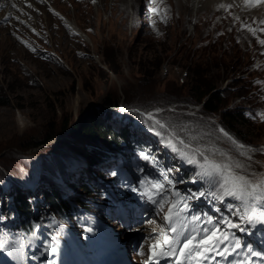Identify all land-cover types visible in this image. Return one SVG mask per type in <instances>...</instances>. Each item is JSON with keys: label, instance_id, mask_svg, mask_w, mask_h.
I'll use <instances>...</instances> for the list:
<instances>
[{"label": "rangeland", "instance_id": "374dc122", "mask_svg": "<svg viewBox=\"0 0 264 264\" xmlns=\"http://www.w3.org/2000/svg\"><path fill=\"white\" fill-rule=\"evenodd\" d=\"M29 5L17 16L11 13L12 19L0 16V96L7 100L0 104V177L11 188L24 185V192L31 195L27 200L35 206L30 210L35 220L43 218L42 214L51 217L40 193L49 188H60L68 204L77 199L91 201L88 206L97 219H108L111 205L117 204L107 197L105 185H111L119 198L125 197L112 175L113 159H99L87 170L81 158L73 160L69 151L74 148L83 152L96 145L103 147V153L116 151L107 148L116 146L98 138L89 140L74 130L102 111L105 98L117 104L113 119L106 118L107 122L114 127L122 124L124 114L120 111L139 117V122L133 123V133L148 145L146 149L152 151L162 170H173L168 175L176 181L194 184L191 178L196 170L195 165L183 162L165 146L171 140L183 148L176 137L232 168L241 165V171L254 182L264 181V44L259 43L264 40V2L42 0V4ZM153 8L158 12L151 11ZM77 27L85 38L76 33ZM193 71L217 79L216 88L226 107L240 110L245 121L234 126L243 137L241 141L223 129L220 110L207 113L193 101L189 85ZM146 113H152L164 127H153ZM49 129L57 132L45 143L25 147ZM46 161L50 168L40 170ZM124 167L130 168L127 162ZM179 169L186 178L180 177ZM66 172L64 182L62 175ZM45 173L50 175L48 181H39ZM80 182L96 186L88 198L77 189ZM183 183H177L182 193ZM198 183L199 190L194 193L209 190L207 182ZM7 185H0V218L9 220L15 207ZM203 199L190 202L189 211L199 214L202 209L208 210L209 201L219 204L225 215V205L237 203L231 197L223 203L210 198L201 202ZM212 214L216 216L217 212ZM82 223L89 222H79L72 232L60 233L85 256L89 244ZM113 223L116 231L118 222ZM13 225L9 229L0 226V230L19 237L18 225ZM99 225L104 226V221L95 226ZM36 234V241L30 244L34 257L40 254V242L50 236L46 228L37 229ZM237 236L241 242L246 241ZM16 259L20 264L21 254ZM31 260L37 264L33 257Z\"/></svg>", "mask_w": 264, "mask_h": 264}, {"label": "snow or ice", "instance_id": "6c2138e0", "mask_svg": "<svg viewBox=\"0 0 264 264\" xmlns=\"http://www.w3.org/2000/svg\"><path fill=\"white\" fill-rule=\"evenodd\" d=\"M154 2V0H153ZM264 0H244L245 4H259ZM31 5H29L30 7ZM15 7V5H13ZM223 7V5H221ZM230 7V6H229ZM158 12L156 8L151 9ZM235 19H239L236 17ZM264 23V21H261ZM246 25H242V28ZM255 35V30L248 28ZM264 31V29H261ZM259 43L264 44V40ZM153 120V127L159 125L164 127L158 120H155L152 113L145 114ZM223 131V130H221ZM157 135H162L157 132ZM225 135H227L225 133ZM163 139V137H162ZM176 141L183 148L175 146L171 140L165 142V146L171 148L179 155V158L189 164L195 165V173L191 178L194 182L205 181L209 184L208 191L181 194L174 190V182L166 172H162L165 183L158 180L141 179L139 183H148L153 186L156 192L155 198L146 192H141V199L150 202L157 215H162V220L167 225V230L161 227L157 235V228H151L148 239L153 243L148 246L149 255L143 264H159L158 258L168 257L170 264H184L185 260L196 259L197 264H217V258H228L236 255L238 258L232 260L230 264H264V252L254 249L252 245H243L236 235L239 233L253 234V230L258 226H264V181L254 182L250 176L241 171L242 166L237 164L235 168L224 162L216 161L199 148L187 145L181 138L176 137ZM150 154L142 153L145 161L149 160ZM199 157V158H195ZM156 166V161H151ZM173 171L172 169L166 170ZM112 175H116L115 172ZM184 181H176L183 183ZM133 192L137 188H132ZM169 195L171 200H169ZM208 196L212 201L224 202L226 197H231L237 203H227L225 207L228 212L225 215L214 217L207 213L199 215L190 213L192 201ZM167 204V211L164 205ZM219 212V208H214ZM179 223V228L177 227ZM147 224L152 225L154 220L148 219ZM209 225L212 227L209 228ZM130 231L133 229L129 228ZM91 231V229H88ZM166 233H171L168 235ZM181 237H184L181 240ZM179 245V247H177ZM144 244L138 246V254L143 255ZM55 248L51 251L55 252ZM245 253V255H241ZM195 254V256H193Z\"/></svg>", "mask_w": 264, "mask_h": 264}, {"label": "trees", "instance_id": "16d2710c", "mask_svg": "<svg viewBox=\"0 0 264 264\" xmlns=\"http://www.w3.org/2000/svg\"><path fill=\"white\" fill-rule=\"evenodd\" d=\"M107 62V60L105 59ZM109 67L112 69V67L109 65ZM188 74H190L188 72ZM204 72H198L193 71L191 73L192 77L190 79V87L191 91L190 94L193 96V101L195 103H200L199 106L202 110L206 111L207 113H212L220 110V116L223 121V124L221 126L223 129H225L228 133L232 135L237 140L243 139L242 136L239 135V130H236L234 124L238 123H244L245 119L241 115V112L239 109H232L226 107V100L223 98V96L220 95L219 89L216 88V80L214 78H204L202 77ZM7 100L5 97L0 96V104L5 103ZM102 111L98 114H94L90 117V121L84 126L81 127L78 125L75 127L74 130H78L79 132L83 133L86 137H88L89 140L93 138L100 139L103 143L110 144L116 146V148L125 146L127 149L131 151H146V148L148 145L140 140L134 133L133 129H136L133 126V123L136 121L139 122V117H135L132 114H126L125 111H120L121 116L123 118L122 124L117 125L116 127L112 126L110 123L107 122L106 118L109 120L113 119V114L115 113L114 110L117 108V104L114 100H109L105 98L103 100L102 105ZM223 108V109H222ZM222 109V110H221ZM126 110V109H125ZM126 116V117H124ZM116 117L120 116L116 113ZM132 125V128L130 125ZM66 125V124H65ZM65 125L63 127H65ZM57 132V129H49L42 138L32 139L27 144H25V147H34L40 144L45 143L49 138H51L55 133ZM72 134H76L73 132ZM87 139V140H88ZM241 141V140H240ZM96 148H99L98 146L89 147L85 151V156L87 162L94 163L95 159L102 158V153H97ZM107 148H115V147H107ZM90 150V151H89ZM88 162V163H89ZM46 161L43 165L47 164ZM42 165V166H43ZM42 166L39 168L40 170H44L48 167V165L45 166L43 169ZM50 167H48L49 169ZM182 175H185V172L182 171ZM54 186H57L56 184ZM59 187V186H58ZM11 188V185H10ZM17 188V187H16ZM11 188L9 189L11 193V197L13 199L14 203V209L17 213L16 216L19 218V228L20 230L26 234L30 235L34 229V223L35 220H33L30 216L31 212L30 206L28 201L25 198V193L18 188ZM60 188H49L48 190L44 192H40L42 195H44L45 201H46V208L50 209L49 212L51 215L58 216L59 218L63 219L64 221L68 222V216L69 213V207L64 202V200L61 198V194L59 193ZM77 189H82L85 192V197L88 198V195L92 193L96 187L94 185H88L87 183H80L77 187ZM81 206L88 207V200L81 199L80 201ZM13 217V216H12ZM11 219L8 220L9 217L6 219H1L2 223L6 226L8 222H11ZM49 221H52V219L49 217ZM34 222V223H33ZM0 243L4 246L5 240L2 237V233L0 232Z\"/></svg>", "mask_w": 264, "mask_h": 264}, {"label": "bare ground", "instance_id": "6f19581e", "mask_svg": "<svg viewBox=\"0 0 264 264\" xmlns=\"http://www.w3.org/2000/svg\"><path fill=\"white\" fill-rule=\"evenodd\" d=\"M123 1V0H122ZM134 1H136V0H134ZM187 1V0H186ZM243 1V0H242ZM33 4H35V3H33ZM24 8V6H19L18 7V9H23ZM195 10V8H193V11ZM192 11V12H193ZM15 13L16 14H18L19 15V13H21V10L19 11V13H17V11H15ZM25 18V17H24ZM12 19V18H11ZM26 19V18H25ZM19 20V19H18ZM26 21V20H25ZM69 26L70 25H73V23H69L68 24ZM78 28V27H77ZM76 32V31H75ZM76 33H78L79 35H81V36H83L84 38H85V33L84 32H81V30L78 28L77 29V32ZM97 146V145H96ZM92 147V146H91ZM99 147V146H98ZM100 148H102L101 149V151H99V149ZM88 149V148H87ZM86 149V150H87ZM86 150H83V152H81V149L80 150H75L74 148H70L69 149V151H71L72 153H73V155H74V158H72L73 160H78V159H80L81 158V160H80V162H83V167H85L87 170L90 168V166H89V164H93V163H90L89 161V163L87 162V160L85 161V151ZM90 151V150H89ZM98 151V152H97ZM87 152H88V150H87ZM96 152L97 153H102L103 152V147H99V148H96ZM99 159H101L102 160V158H97V159H95V162L94 163H96V162H98V160ZM73 164V163H72ZM46 165H48V164H45V165H43L42 166V168L44 169L45 168V166ZM87 166H89V168H87ZM73 167H75V166H73ZM72 172V171H71ZM46 174V173H45ZM43 175L42 177H40L38 180L39 181H41V182H47L48 181V179L50 178V175L48 176L47 174L46 175ZM66 175H67V172L66 173H64L63 175H62V179H63V181L64 182H66L64 179H65V177H66ZM72 175V174H71ZM75 179V178H74ZM77 179V178H76ZM71 181V180H70ZM74 181V180H73ZM50 182V181H49ZM56 182V181H55ZM52 183V182H51ZM70 183V182H69ZM57 184V183H56ZM61 186H63V185H61ZM17 188L19 189V190H21V191H23L24 192V190H23V188H24V185H18L17 186ZM39 190V189H38ZM43 192V191H42ZM25 194H26V192H24ZM31 196V195H30ZM36 205V204H35ZM35 208V207H34ZM15 218H17L18 219V216H16ZM34 219H35V217H33ZM261 227V228H260ZM263 227L264 226H260V225H258L254 230H253V233L254 232H257V233H259L263 238H264V229H263ZM236 235H241L242 236V238L244 239H246V241L245 242H247V243H250V245H255V246H257L258 248H261V244L259 243V242H256L257 241V235H255L254 236V238H252L251 237V235H249V234H246V233H239V232H237L236 233ZM241 238V239H242ZM242 243V242H241ZM264 252V251H263ZM241 255H243L242 253H241ZM238 258V257H237ZM236 258V259H237Z\"/></svg>", "mask_w": 264, "mask_h": 264}]
</instances>
